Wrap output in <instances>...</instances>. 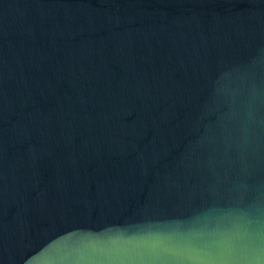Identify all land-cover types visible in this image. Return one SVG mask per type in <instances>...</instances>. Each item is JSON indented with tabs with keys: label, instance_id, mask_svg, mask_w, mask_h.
<instances>
[{
	"label": "water",
	"instance_id": "water-1",
	"mask_svg": "<svg viewBox=\"0 0 264 264\" xmlns=\"http://www.w3.org/2000/svg\"><path fill=\"white\" fill-rule=\"evenodd\" d=\"M0 264H264V0H0Z\"/></svg>",
	"mask_w": 264,
	"mask_h": 264
}]
</instances>
